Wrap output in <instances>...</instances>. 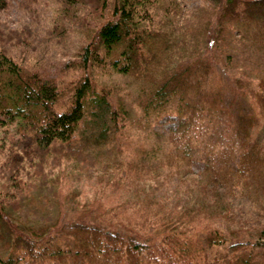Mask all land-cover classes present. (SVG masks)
Segmentation results:
<instances>
[{"label": "trees", "instance_id": "obj_1", "mask_svg": "<svg viewBox=\"0 0 264 264\" xmlns=\"http://www.w3.org/2000/svg\"><path fill=\"white\" fill-rule=\"evenodd\" d=\"M55 3L48 26L0 25V264H264V0ZM76 31L79 73L48 77L42 42ZM103 69L139 79L131 108ZM74 170L100 210L58 225Z\"/></svg>", "mask_w": 264, "mask_h": 264}, {"label": "rangeland", "instance_id": "obj_2", "mask_svg": "<svg viewBox=\"0 0 264 264\" xmlns=\"http://www.w3.org/2000/svg\"><path fill=\"white\" fill-rule=\"evenodd\" d=\"M199 0H183V4L188 8L191 5H196ZM55 0H9L7 8L0 11V25L4 29L3 33H7L9 28L19 29L24 23H31L34 25L33 21L37 20L35 17H41L47 26L52 22V18L55 14ZM42 25V24H41ZM43 34V32H42ZM85 33L81 31H76L73 33L67 43L62 46L61 44H54L53 40L43 41L41 47L38 49L40 52L45 53L44 56L49 60L47 67L43 69V72L53 79H68L69 76L77 75L79 71L77 68L72 66L68 70H63L64 64L70 62L74 63L78 57L79 46L85 40ZM16 36V34H15ZM31 39V38H30ZM28 39V40H30ZM45 42L48 44L47 47ZM23 45H25L23 43ZM21 45L13 47V49L18 48ZM28 50H32V46H28ZM32 58H30L31 60ZM65 64V65H66ZM74 72L73 74H71ZM96 83L101 85L102 88L109 94L110 97L119 98L120 101L124 100L126 104L131 108L132 100L135 96L136 87L138 84L137 78L131 75H121L113 70H97L95 71ZM64 81V80H63ZM237 102L234 103L232 107L236 113L243 112L245 106L242 99L239 97L236 99ZM178 126V120L175 117H164L155 123L154 128L159 132H167ZM6 131L12 132V126H7ZM264 133V129L260 132V137ZM5 134V129L0 126V137ZM123 150V146H122ZM122 150L119 156H122ZM201 166L198 162H193L189 165V168L193 171H197ZM93 176L90 173H79L77 170L72 171L71 180L62 183L60 188L57 190L58 198H56V192L53 188V200L52 208L55 210L50 212L52 219L57 221L58 225L61 223H68L71 221H89L85 219L94 218L95 214L85 216L82 210H100L101 199L89 198L92 195ZM59 187V186H57ZM242 199V198H241ZM246 199V198H245ZM87 202V203H86ZM85 203V204H84Z\"/></svg>", "mask_w": 264, "mask_h": 264}]
</instances>
